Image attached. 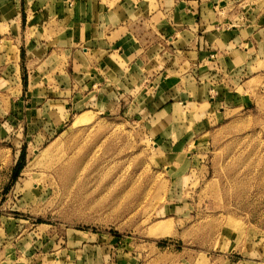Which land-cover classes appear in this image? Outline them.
Wrapping results in <instances>:
<instances>
[{"label":"rangeland","instance_id":"rangeland-1","mask_svg":"<svg viewBox=\"0 0 264 264\" xmlns=\"http://www.w3.org/2000/svg\"><path fill=\"white\" fill-rule=\"evenodd\" d=\"M78 1L0 0V264H264V88L144 112L146 68L104 107L79 89ZM98 1L138 26L174 2Z\"/></svg>","mask_w":264,"mask_h":264},{"label":"crops","instance_id":"crops-1","mask_svg":"<svg viewBox=\"0 0 264 264\" xmlns=\"http://www.w3.org/2000/svg\"><path fill=\"white\" fill-rule=\"evenodd\" d=\"M78 5L85 11L78 13L77 20L84 25L77 36L84 38V61L76 57L79 50L70 53L69 46L62 53L72 55V61L78 58L74 67L78 70L80 91H97L96 101L104 107V102L114 99L119 83L126 90L130 87V91L140 81L145 85L143 80L150 76L146 68L153 70L146 86L154 89L150 101L144 98L140 103L144 112L152 102L153 110L182 105L194 109L196 115L201 107L208 113L215 112L219 98L210 92L217 81L225 86L222 100L228 108L244 101L238 95L239 87L244 86L247 91L251 80H255L259 90L264 88V0H174L165 9L167 12L151 15L148 20L142 18L139 26L129 18L114 25L111 21L118 14L109 15L110 10L105 11L98 0H80ZM102 33L107 38L103 39ZM117 33L120 36L111 39ZM181 34L179 45L174 44L172 39ZM163 35L169 36L173 44L167 47L164 42L158 47ZM116 50H120L118 57ZM89 52L96 57L94 64L86 55ZM43 58L45 61V54ZM161 113L169 115L166 110ZM222 255L229 262L226 264H261L255 259L235 260L228 251Z\"/></svg>","mask_w":264,"mask_h":264},{"label":"bare ground","instance_id":"bare-ground-1","mask_svg":"<svg viewBox=\"0 0 264 264\" xmlns=\"http://www.w3.org/2000/svg\"><path fill=\"white\" fill-rule=\"evenodd\" d=\"M68 160V159H67Z\"/></svg>","mask_w":264,"mask_h":264}]
</instances>
